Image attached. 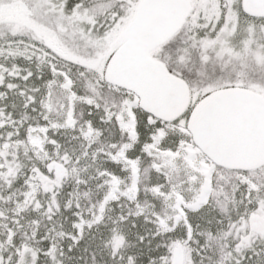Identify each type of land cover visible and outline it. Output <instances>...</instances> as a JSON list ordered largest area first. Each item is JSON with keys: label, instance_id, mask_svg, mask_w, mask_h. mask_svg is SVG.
<instances>
[{"label": "snow or ice", "instance_id": "6c2138e0", "mask_svg": "<svg viewBox=\"0 0 264 264\" xmlns=\"http://www.w3.org/2000/svg\"><path fill=\"white\" fill-rule=\"evenodd\" d=\"M0 264H264V0H0Z\"/></svg>", "mask_w": 264, "mask_h": 264}]
</instances>
